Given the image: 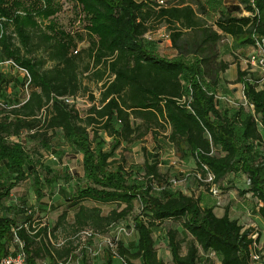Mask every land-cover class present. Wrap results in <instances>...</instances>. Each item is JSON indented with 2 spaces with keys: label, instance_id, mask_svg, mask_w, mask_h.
<instances>
[{
  "label": "trees",
  "instance_id": "trees-1",
  "mask_svg": "<svg viewBox=\"0 0 264 264\" xmlns=\"http://www.w3.org/2000/svg\"><path fill=\"white\" fill-rule=\"evenodd\" d=\"M76 1L87 17L85 34L56 30L54 23L41 32L31 14L16 16L14 30L6 25L0 34L1 58L14 61L31 78L27 93L22 88V96L11 97L6 90L12 80L0 72V257L8 254L14 234L26 244L27 264H53L76 250L71 239L61 248L53 245L48 228L30 234L24 225L34 209L26 200L7 203L29 176L38 201L59 182L53 166L59 160L44 164L42 151L54 152L53 140L60 137L82 156L85 182L76 187L68 206L76 209L73 222L63 211L51 229L53 239L68 226L75 235L85 229L105 235L132 218L136 251L121 240L117 250L128 264H166L154 240V229L165 224L172 264H214L212 254L221 264H264L260 237L254 239L253 229H245L229 209L219 217L201 195L174 189L157 162L145 161L140 180L135 167L127 168L116 157L124 145L163 138L180 159L193 161L199 187L237 189L241 197L257 202L264 221V78L237 69L236 82L244 86L251 109L226 108L217 98L221 76L232 65L221 59V42L228 36L254 47L264 37V0H256L255 9L251 0H238L251 16L221 11L213 23L202 0ZM48 6L38 14L56 15L58 7ZM17 8L21 3L0 0V18L13 16ZM162 28L177 53L174 60L160 57L146 43V35ZM86 81L99 87L98 97L90 94ZM86 94L92 105L84 116L63 100ZM22 135L37 142L34 151L18 141ZM105 137L111 139L109 150ZM43 171L50 176L43 179ZM209 174L212 182L206 181ZM236 176L246 178V188L237 187ZM86 201L115 207L104 215ZM180 233L189 239L185 255ZM103 259V264H114L110 251ZM83 264L92 263L85 258Z\"/></svg>",
  "mask_w": 264,
  "mask_h": 264
},
{
  "label": "rangeland",
  "instance_id": "rangeland-1",
  "mask_svg": "<svg viewBox=\"0 0 264 264\" xmlns=\"http://www.w3.org/2000/svg\"><path fill=\"white\" fill-rule=\"evenodd\" d=\"M14 1H16V3H21V8H17L14 12V15L11 17L0 18V34H3L4 30L6 29V25H8L10 31L14 30L16 16L26 17L28 14H31L35 17L37 25L41 26V32L48 31L49 25L54 23L56 30L67 31L70 33L81 31L83 34H85L84 28L87 26V17L82 5L76 0ZM135 1H158L159 3L163 1L164 3H167L171 0ZM202 1L210 10L207 17L209 21L213 20L214 15L212 14L214 13V9L217 8L220 3L222 4V7H226V12H231L233 16H251L248 15V11L239 7L240 4L238 3V0ZM48 3H53V6L58 7V12L56 15L51 16L50 18H44L38 14V11L47 10L49 7ZM224 3H226L225 6ZM168 40L169 38L163 29L150 34L146 39V43L148 46L152 45L155 53L160 57L174 60L176 59V55L172 51L171 43L168 42ZM37 41L38 40L35 39V42ZM16 42L19 44V40ZM25 52L26 51L24 50L23 53ZM221 56L227 62L232 63L233 66L229 69V71H227L224 77V85L218 89L217 96L226 97V99L231 100L234 104H230L229 102L223 100H218L219 105L226 108H236L240 105L244 106L246 104L242 98L244 86L236 82L237 69L241 68L242 71L251 70L259 78H264V71L260 66H252L249 64V59L251 56L260 57L261 53L258 49H255L250 45L241 44V42L235 41L233 38L226 36L221 42ZM4 61L5 60L0 56V62ZM0 72L4 75H7V78L12 80L6 90L9 96H22V88L27 93V75L24 71L17 67L0 65ZM86 83H88L90 86V94L96 95V97H98L99 87L95 83H89L87 81ZM74 105L80 114L84 116L92 105L91 101L89 100V94H86L85 96L81 95L74 102ZM245 107L247 109H251V107L248 105ZM261 131L264 136V129L262 127ZM105 138L107 141L105 150H109L111 139L108 137ZM18 141L27 146L26 148L30 149V151H34V149L37 148V142H32V140L30 141L26 135H22ZM53 151L54 152L52 153H46V151H42L44 155L43 163L52 165L53 163L51 164V161H54L53 156H55L57 159L55 161L59 160V164H53V166L60 175V179L55 185L47 187L45 198L42 201H38L36 199V194L34 193L33 189V178L29 176L26 181L20 183L12 191L10 198L11 200L7 201V203L10 204L13 202L19 203L22 200H26L28 205L33 207L34 211L38 213L37 215L40 217V219H42L50 227V229L56 225L59 216L65 210H68L69 213L68 222H73L76 209L69 210L68 206L73 202L72 196L76 190V187L78 185H82L85 182L82 162L80 159L81 155L73 152L71 147L67 145V143L63 142L60 137H56L53 140ZM116 157L118 159H124L127 163V168L135 167L136 169L133 173L140 180L143 178L142 167H144V163L147 160L149 163L157 162L161 171L166 173L170 179L176 182V184L172 183L174 189H185V187H188L187 184L190 180L194 181L193 175L196 169L192 168V164L189 163V160L180 159L172 147L168 145L163 138L157 139L156 141L151 139V137H147L146 139L136 142L132 145H124L118 149ZM42 174L43 179H46L45 177L48 178L50 176L45 171H43ZM66 174L70 176V180L65 177ZM246 182L247 181L245 177H235V183L238 188H246ZM192 193H194L197 197L200 195L203 196L204 203L213 206L218 216L223 215L226 209H229L231 217L237 219L245 229H253L254 239H258L260 237L258 249L260 252H262V255H264V221L257 213L259 208V206H257V202L252 201L251 198L241 197L238 195V190L234 188L226 191L218 190V193L214 195L207 186H198L197 190L192 191ZM84 204L89 207H100L104 215H107L115 207V205L100 204L94 201H86ZM139 212L140 207L137 205L135 213L137 214ZM123 224L121 226L126 227L129 235H121L120 240L123 242L124 247L130 249L131 252L134 253L137 248V236L135 232H133L132 218H130L127 223ZM164 228L167 230L169 226L165 224L162 227L154 229L155 247L159 257L166 264H172V257L168 247V239ZM110 232L108 234H110ZM56 236L57 239H53L55 243L70 239L72 240L76 235L75 232H73V229L68 226L66 228H60L57 230ZM178 240L182 244V254L185 255L187 251L186 244L189 239L185 234L180 233L178 235ZM101 256L102 257L95 261L94 264L104 263L103 255ZM210 256L213 259L214 264H221L216 256L213 254ZM126 261V259L115 258L114 264H128Z\"/></svg>",
  "mask_w": 264,
  "mask_h": 264
},
{
  "label": "built area",
  "instance_id": "built-area-1",
  "mask_svg": "<svg viewBox=\"0 0 264 264\" xmlns=\"http://www.w3.org/2000/svg\"><path fill=\"white\" fill-rule=\"evenodd\" d=\"M255 1L251 0L252 6L255 9ZM160 4H164V2H160ZM257 12V10H256ZM248 15H252L251 13H248ZM150 35V34H149ZM149 35H146V39ZM168 37V36H167ZM255 49H258L261 53L260 57L251 56L249 59V64L252 66H260L261 69L264 71V37H260L256 39L255 46L253 47ZM0 65H5L9 67H17L20 70L24 71L27 75V86L31 82V78L29 73L20 67H18L14 61L12 60H5L4 62H0ZM219 100H223L226 102H229L230 104H234L231 100L226 99V97L217 96ZM245 101V105L249 106V103L247 101V98L243 92V97ZM66 103L73 104L76 100L73 98H63ZM252 108V105H250ZM54 161L57 160L55 156H53ZM197 177L200 179L201 176L198 174ZM207 182L213 181V176L208 175ZM173 183L176 184L174 180H172ZM214 195L218 193V189L216 187H212L210 190ZM35 211H28V216H31L32 219L24 225V228L29 231L30 234L34 235L37 233V231L40 228H48L47 238L49 241L56 245L57 247H62L67 243V240L57 242L55 243L53 241V236L50 227L37 215ZM43 221V222H42ZM29 225H31V228L35 229V231H31ZM121 235H129L127 232V229L125 226H120L115 228L114 230H111L110 234L101 235L95 232L92 229H85L78 233L72 241L75 242L76 250H74L69 256L64 257L62 259H56L53 264H83V261L85 258L91 263H94L99 258H101L106 251H110L111 255L114 258H119V254L117 251L118 244L120 241ZM25 242L21 240L16 234H14L13 241L11 243V246L9 248V252L7 255H4L0 257V264H27V254L25 250ZM255 261L259 260L258 256H254ZM42 264H48V261L43 262Z\"/></svg>",
  "mask_w": 264,
  "mask_h": 264
},
{
  "label": "crops",
  "instance_id": "crops-1",
  "mask_svg": "<svg viewBox=\"0 0 264 264\" xmlns=\"http://www.w3.org/2000/svg\"><path fill=\"white\" fill-rule=\"evenodd\" d=\"M225 4L226 3H224V6H225ZM240 6V5H239ZM221 11H223V12H225L226 13V7H222V4L220 3V5L217 7V8H215L214 9V13L212 14V15H214V18H213V20L212 21H209L210 23H213L215 20H216V18L219 16V13L221 12ZM164 28H162V29H160V30H163ZM159 30V31H160ZM164 31H165V29H164ZM226 37V36H225ZM228 37V36H227ZM168 42H170V40H168ZM171 43V42H170ZM172 51L175 53V55H176V58H177V53L172 49ZM220 51H221V46H220ZM221 59L222 60H224V61H226L224 58H222V56H221ZM230 63V62H229ZM233 66V64L231 65V67ZM230 67V68H231ZM229 71V70H228ZM227 73V72H226ZM226 73L225 74H223L222 76H221V78H222V81H221V84L219 85V88H221V86H223L224 85V77H225V75H226ZM224 107V106H223ZM81 162H82V156H81ZM189 163L190 164H192L191 166H192V168H194V169H196V167H195V164L193 163V161H189ZM164 173V172H163ZM193 179H194V181H192V180H190L189 182H188V184H187V186L188 187H185V189H180L182 192H184V193H186V194H191L192 193V191H195V190H197V187H198V182L196 181V179H195V173H194V175H193ZM203 197V196H202ZM214 211H215V208H214ZM215 214H216V212H215ZM217 215V214H216ZM224 215V214H223ZM223 215H221V216H223ZM218 216V215H217ZM221 216H219V217H221ZM95 263V262H94ZM94 263H92V264H94Z\"/></svg>",
  "mask_w": 264,
  "mask_h": 264
}]
</instances>
